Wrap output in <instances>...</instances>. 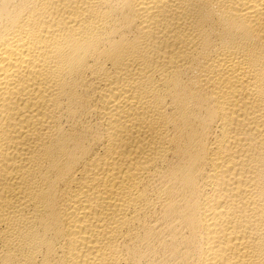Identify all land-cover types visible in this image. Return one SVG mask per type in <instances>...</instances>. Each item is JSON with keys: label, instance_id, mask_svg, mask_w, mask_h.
<instances>
[{"label": "bare ground", "instance_id": "bare-ground-1", "mask_svg": "<svg viewBox=\"0 0 264 264\" xmlns=\"http://www.w3.org/2000/svg\"><path fill=\"white\" fill-rule=\"evenodd\" d=\"M0 264H264V0H0Z\"/></svg>", "mask_w": 264, "mask_h": 264}]
</instances>
